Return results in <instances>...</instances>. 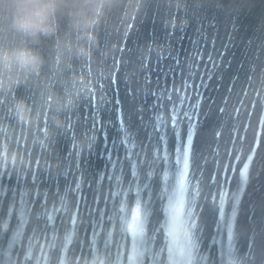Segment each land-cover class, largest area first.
I'll return each mask as SVG.
<instances>
[{"label": "water", "instance_id": "1", "mask_svg": "<svg viewBox=\"0 0 264 264\" xmlns=\"http://www.w3.org/2000/svg\"><path fill=\"white\" fill-rule=\"evenodd\" d=\"M70 75L43 145L0 101V264H264V0H114Z\"/></svg>", "mask_w": 264, "mask_h": 264}, {"label": "clouds", "instance_id": "2", "mask_svg": "<svg viewBox=\"0 0 264 264\" xmlns=\"http://www.w3.org/2000/svg\"><path fill=\"white\" fill-rule=\"evenodd\" d=\"M114 0H0V101L10 99L8 111L24 128L38 127L41 145L50 135L40 127L45 115L54 124L60 121L53 113L71 108L81 95L92 89L81 76L64 77L73 57L87 61L95 43V29L106 9ZM65 30L61 34L60 21ZM42 38H53L54 56L49 74L42 75L45 59L34 47ZM63 85L62 94L55 91L57 80ZM33 83L38 87L41 107L36 109L24 97L15 96L21 85ZM3 125L0 124V128ZM20 160L7 142H0V162L14 164ZM85 264H105V258L94 253ZM233 264H241L237 258Z\"/></svg>", "mask_w": 264, "mask_h": 264}, {"label": "snow or ice", "instance_id": "3", "mask_svg": "<svg viewBox=\"0 0 264 264\" xmlns=\"http://www.w3.org/2000/svg\"><path fill=\"white\" fill-rule=\"evenodd\" d=\"M185 117L191 122L192 116L189 113H185ZM236 199L239 200V196H237Z\"/></svg>", "mask_w": 264, "mask_h": 264}]
</instances>
